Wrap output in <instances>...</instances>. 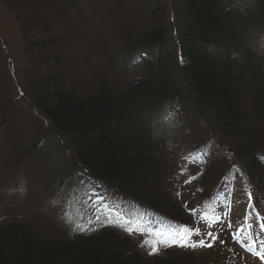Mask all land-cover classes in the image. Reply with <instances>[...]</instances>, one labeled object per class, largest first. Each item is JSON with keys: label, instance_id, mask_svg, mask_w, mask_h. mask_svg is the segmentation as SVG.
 I'll use <instances>...</instances> for the list:
<instances>
[{"label": "trees", "instance_id": "obj_1", "mask_svg": "<svg viewBox=\"0 0 264 264\" xmlns=\"http://www.w3.org/2000/svg\"><path fill=\"white\" fill-rule=\"evenodd\" d=\"M82 1H21L19 10L26 12L23 15L22 29L29 32L36 30L34 37L42 35L39 40L29 44L32 46L29 53L33 56V65L38 70L31 71L30 77L28 75V92L32 91L33 94L36 92L37 105L62 139L70 141L71 149L77 157L75 160L73 153H70L67 162L61 161L62 163H57L54 168L51 167L54 176L48 183L51 185L47 192L58 194L60 190L67 195L71 180L68 173L63 172L68 168L67 163L74 162V168L80 169L78 178H84L83 183L89 182L93 187L91 190L103 195L112 211H107L102 205L99 210L102 215L100 219H96L92 215L94 212L91 206L83 202L74 205L72 201H65V198L60 197L56 200L41 201L46 203V207H61L63 211L68 209L66 214L60 215V220L69 227L68 233L58 237L45 236L40 231L36 234L31 227H25L21 223L2 220L0 264H210L216 257L210 256L200 260L202 254L210 251L206 246H203V252L198 254L191 248L185 251L184 246L171 250V247L164 249L156 244L148 245L146 242L143 246L138 245L136 240L134 243L125 237L121 240L123 236L121 228L111 225L105 217L114 218V212L124 219L128 218L130 223L135 220L141 222L143 219L146 221L162 218L172 224L186 223L190 229L195 225L194 232L200 226L208 225V220L211 221L213 218L212 214L204 210L199 211V215L196 216L198 203L201 201L199 193L205 197L207 193L213 196L222 191L220 194L218 192V195L226 197L230 192L228 175L236 171L237 158L246 155L250 174L257 177V188L254 185L251 194L257 201L255 206L261 211L259 209L262 204L258 203L256 190L261 192L262 197L264 166L260 168V165L261 158L264 157L259 156L257 159L254 149L262 138L264 140V98L258 97L260 99L257 102L256 99H251L253 104L261 106L260 109L247 115L239 111L242 93L238 89L244 86L237 84L240 77L237 74L240 70L236 74L235 69H231V65H236L235 68L238 69L243 68L241 76L250 80L251 84L250 82L247 84L251 87L250 92L264 91V62L260 68L246 64L247 61L242 63L243 58L237 63L240 58H236V55L244 53V42L240 37L246 29L244 24L239 28H233L232 23L242 19L246 9L237 2L238 0H179L183 10L178 14L176 11L173 12L174 17L171 15L170 25L175 31L174 39L181 44L178 51L173 49V52H169L168 45L172 43L173 36H169V30L167 31L169 17L165 13V0H137L138 4L134 5L130 16L138 9H144L145 15L141 16V19L146 23H143L142 37L136 42L134 49L142 48L145 51V59L150 53L156 54L159 50H164L165 54L162 57H159V54L156 56L158 62L155 65L160 68L161 65L166 66L165 72L167 67L177 70L180 65L183 66L182 71L186 72L187 83L180 87V84L175 83L178 89L176 88L174 92L176 94H173L166 92L174 89L173 83L166 88L161 83L154 85L150 80L141 81L131 93H121V98L115 99L111 94L96 95L83 90L84 84L87 83L86 78H79L75 74L69 75L70 70L62 65L65 59L80 61L83 56L79 46L80 34L75 28V23L71 22L77 14L80 17V24L86 23L83 15L85 9L91 5L88 1L86 4ZM123 1L125 0H117L115 6L111 8L113 11L111 20L112 26L116 25L121 29L119 35L125 37L126 33L133 34L135 30L132 23H126L125 16L122 18L117 16L116 19L120 2ZM252 3L257 5V10H253L255 14L253 16L258 18L259 24H264V0H253ZM66 25L68 28H65ZM185 33L188 35H184ZM72 38L79 48L71 42ZM154 48L158 51L152 50ZM127 51V48L123 49L121 55L125 56ZM258 84L260 86H257ZM160 91L165 95L159 94ZM253 95L256 97V94ZM203 104L212 110L215 108L216 119L219 122L224 121L218 126L212 124L214 128L218 127L216 130L209 123L203 130L200 128L199 121H202L204 116L198 110L202 111L199 105ZM189 106H195L198 110ZM124 107L132 108L134 111L139 110V107L144 110L152 107L183 118L185 132L201 142L194 144L191 148L193 159H188L193 160L190 161L193 167H202L201 172L206 171L198 173V178L194 180L193 186L197 192L192 194H197V198L184 200L189 190L186 189L187 186L182 185V181L172 183L175 199L179 203L170 197L167 198L166 190L160 191L161 188H157L168 172L155 171L158 170L156 166L160 162L156 160V156L146 153L148 150L143 147L145 139L133 133L135 127L132 124L126 126L125 130L122 129V132L110 126L113 121L121 119L108 120L109 116L118 118L120 113L127 111ZM8 122L9 118L2 116L0 129ZM223 132L234 136L238 146L232 147L231 139ZM44 158L47 164L49 158L45 153ZM212 169L213 174L206 175ZM248 176L251 180L250 175ZM54 180L57 181L53 184ZM110 184L117 186V191L108 190ZM150 193H154L157 200L153 201L151 195H148ZM261 200L262 198L260 202ZM240 205L247 206L251 211L247 197ZM73 207L82 209L76 211ZM169 210L175 214H171ZM41 214L47 215V212ZM38 225L41 227V224ZM136 227L139 225L131 227V233ZM248 228L244 226V229ZM225 233L224 231L221 234L230 238V234ZM236 233L237 230L234 228L231 234L233 236ZM230 239L233 240V237ZM154 246L158 251L153 252Z\"/></svg>", "mask_w": 264, "mask_h": 264}, {"label": "rangeland", "instance_id": "obj_2", "mask_svg": "<svg viewBox=\"0 0 264 264\" xmlns=\"http://www.w3.org/2000/svg\"><path fill=\"white\" fill-rule=\"evenodd\" d=\"M21 1L0 0V123L2 116L9 118V122L0 129V225L3 224L2 220L13 221L18 224L21 223L25 227H31L36 234L40 231L45 236L58 237V235L68 233L69 227L60 220V215L66 214L68 209L63 211L61 207H46V203L41 201L56 200L60 197L65 198V201H72L74 205L75 203L78 205V203L83 202L91 206L94 212L92 215L95 217L99 215V209L102 204L106 209L111 210V208L102 199L103 195L99 197L98 191L91 190L93 187L89 182H86L87 184L83 183L85 179L78 178L80 169L74 168V162L67 163L68 168L63 172L65 174L68 173V178L71 180L67 195L65 196L64 192L60 190L58 194L47 192L51 185L48 183L54 176L51 172V167L54 168L61 161L67 162L70 153H73L75 160L77 157L71 149L70 141L62 139L59 132L52 127L51 121L48 120V117L37 105L36 92L34 94L32 91L28 92V75L30 77L31 71L36 72L38 70L33 65L34 59L29 53L32 46L29 44L32 41L39 40L42 35L39 34L34 37L36 30L29 32L22 29L23 15L26 12L19 10ZM27 1L31 2V0ZM86 1L91 5L89 8L86 7L88 9H85L86 11L83 15L86 23L80 24V17L77 14H75V19H71L80 34L81 45L79 46L83 56H81L80 61L65 59V63L62 64L65 69L70 70L68 72L69 75L75 74L79 78H86L87 83L84 84L83 90L93 94L96 93V95L107 93L111 94L113 98L119 99L122 96L121 93H131L138 86V82L141 81L148 82L150 80L154 85L161 83L166 88H169L170 84L173 83L174 89L166 91L173 94H176L174 92L177 88V83L180 84L179 87L187 83L186 72L182 71L183 66L180 65L177 70L167 67L165 72L164 67L166 68V66L161 65L160 68L155 65L158 62L156 56L159 54V57H162L165 54L164 50L158 51L154 48L152 50L158 51V53H150L148 54L149 57L145 59V51L142 48L134 49L136 42L142 37L143 23H146L141 19V16L145 15V11L140 7L134 15L130 16L134 5L138 4L137 0L120 2V10L116 13V19L117 16L121 18L125 16L126 23L133 24V30L135 31L133 34L126 33L125 37L119 35L121 31L119 26H112L111 13L113 11L111 8L115 6L117 0H83L82 2L86 4ZM252 1H237L246 11L244 10L243 12V18L234 21L232 25L233 28H239L244 24L246 29V32L240 37L242 42H244V53L241 52L236 55V58H240L237 63L243 58L242 63L247 61L246 64L260 68L262 62H264V24H259L258 18L253 16L255 15L253 10H257V5H254ZM165 7L166 16L168 15L169 17L166 24L167 31L169 30V36H173L171 38L172 43L168 45V50L169 52H173V49L178 51L181 42L174 39L175 31L170 23L171 15L174 17L173 12L176 11L178 14L183 8L180 6L179 0H165ZM25 17L27 18V15ZM140 24L142 25L140 26ZM65 28H68V25ZM233 28H230V30ZM146 30H148V27ZM184 35L187 36L188 34L185 33ZM73 38L71 42L75 47H78ZM125 48L128 49V53L123 56L121 54ZM172 57L175 58V56ZM235 67L236 65H231V69H235L234 72L236 74L240 70V73L237 74L240 75L237 84L238 86H244L238 89L242 93L238 110L247 115L254 110L260 109L261 106L253 104L251 99H256L257 102L260 99L258 97L264 98V91L250 92L249 88L251 87L247 85L250 80L241 76L243 68L239 67L238 69ZM257 86H260V84ZM162 91L158 93L164 94ZM253 94H256V97ZM128 107H124V110L127 111L120 113L118 118L113 115L109 116L108 120L121 119L113 121L110 126L122 132V129L125 130L126 126L132 124L135 127L133 133L137 137L145 139L143 147L148 150L146 153L156 156V160L160 162L157 163L156 168L158 170L155 171L168 172H164L168 177H163L157 188H161L160 191L166 190L167 198L170 197L176 203H179L175 199L176 194L174 195L175 191L172 183L182 181V185L187 186L186 189L189 190V193L186 192L184 200H189L191 197L197 198V194L194 195L197 192V189L193 186L194 180L198 178V173L206 171L201 172L202 167H193L192 162H190L193 160L189 161L188 159H193L191 148L194 144L201 143L200 140L185 132V124H183L184 120H182L181 116H172V114H167L166 111L163 112L161 109L156 110L152 107L145 110L139 107V110L135 111L132 108L128 109ZM191 107L198 110L195 106ZM199 107L202 108V111L198 110V112H202L204 116L202 121H199L202 130L208 123L216 130L218 127L214 128V126L224 122H219L216 119L215 108L212 110L207 108L205 104L203 106L199 105ZM48 121L50 125H48ZM225 123H227V119ZM223 134L228 139H231L230 144L232 147L238 146L234 136H231L228 132H223ZM218 151L219 148H217ZM254 151L257 159L259 156L264 157L263 138ZM44 153L49 158L47 164L44 162ZM246 157L239 156L237 158L236 171L229 174L232 180L230 184H232L234 190L233 195L229 197L226 204L223 201V206L220 207L218 206V200L211 199L212 196L210 195V197L209 193L205 197L199 193L201 201L199 200L197 209L199 211L204 210V212L216 217L215 222L210 221L208 225L200 226L198 230L194 231L196 234L194 236L198 242L203 241L204 245H211L206 246L210 251H206L200 258V260H204L210 258V256L216 257V260L210 262V264H264V244L263 246L255 245V255L248 252L245 246L241 247L230 239L232 237L231 232L237 222L239 220L243 222V214L249 213L245 205L243 207L240 204L245 201L246 197L249 200L248 194L257 183V177H253L250 174L251 171L247 165ZM261 161L262 165H260V168L264 166V159L261 158ZM212 174L213 169L206 173L208 176ZM248 175H250L252 181ZM190 176L192 177L191 179L189 178ZM56 181L54 180L53 184ZM219 184L221 185V182ZM165 186L167 187L165 188ZM107 188L108 190L117 191V186L111 185ZM262 189V197H260L261 192L256 190L258 203L262 204L260 206L261 211H257V213L264 219V187ZM148 195H151L153 201L157 200L154 193ZM260 198H262L261 202ZM73 208L76 211H81L82 209V207L79 209L77 207ZM35 211L37 212L36 214ZM169 211L171 214H175L172 210ZM46 212L47 215L41 214ZM256 220L259 223L256 218L252 222L253 228H255ZM38 224H41V227ZM194 226L191 231L194 230ZM257 230H261L260 227ZM224 231L230 234V238L221 234ZM257 232L260 233V231ZM139 236H143V241L147 240L149 243L157 240L156 244L158 245H162L161 242L166 244L170 241L168 233L161 239L159 238V233H153L150 226H144V231ZM123 237L126 236L123 235L121 240H123ZM134 242H136L135 239H132V243ZM189 245L191 244L189 243ZM258 249L262 251L260 252L261 255H259ZM195 251L198 254L201 252L200 249ZM184 254L188 255V253Z\"/></svg>", "mask_w": 264, "mask_h": 264}, {"label": "snow or ice", "instance_id": "obj_3", "mask_svg": "<svg viewBox=\"0 0 264 264\" xmlns=\"http://www.w3.org/2000/svg\"><path fill=\"white\" fill-rule=\"evenodd\" d=\"M182 246H189V245H182ZM190 246L191 247H196L197 245L193 244V245H190ZM200 246H211V245H204V242L201 241ZM152 250H153V252H155V251H158V248L156 246H154Z\"/></svg>", "mask_w": 264, "mask_h": 264}]
</instances>
